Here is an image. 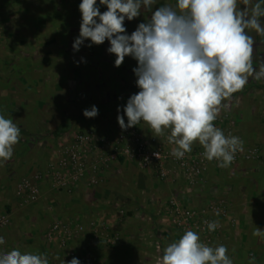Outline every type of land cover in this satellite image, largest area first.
<instances>
[{"label":"rangeland","instance_id":"374dc122","mask_svg":"<svg viewBox=\"0 0 264 264\" xmlns=\"http://www.w3.org/2000/svg\"><path fill=\"white\" fill-rule=\"evenodd\" d=\"M81 2L0 0V115L20 129L11 159L0 162V215L8 219L0 254L14 249L46 254L49 264H67L73 258L80 264H158L164 249L192 230L208 246H226L233 264H250L252 257L253 264H264V239L252 235L256 227L264 230V78L249 77L220 106L215 127L243 141L242 157L227 168L208 161L196 141L185 154L200 169L198 176L189 177L166 159L167 175L161 179L156 170L121 159L77 178L70 169L63 170L68 179L64 188L57 178H44L35 203L24 206L15 198L17 183L49 172L80 134L91 133L85 157L121 151L119 137L125 129L117 116L123 115L127 124L123 108L140 91L133 71L138 62L125 56L115 66L117 57L108 52L107 39L100 45L85 40L74 50ZM165 4L175 7L177 0H156L151 11L142 6L138 17L125 18L124 34L131 35ZM96 6L107 11L100 0ZM260 19L264 26V17ZM245 31L254 39L258 70L264 62V35ZM92 106L97 116L85 117L84 110ZM132 128L144 138L155 137L164 154L172 155L170 129L157 137L146 122ZM172 203L193 218L176 216ZM119 210L125 214L117 215ZM104 221L110 224L108 231L100 225L92 231ZM206 221L219 225L210 231V241L200 229ZM80 225L83 232L77 231Z\"/></svg>","mask_w":264,"mask_h":264},{"label":"clouds","instance_id":"9594fccd","mask_svg":"<svg viewBox=\"0 0 264 264\" xmlns=\"http://www.w3.org/2000/svg\"><path fill=\"white\" fill-rule=\"evenodd\" d=\"M155 3L100 0L107 6L101 13L96 0H82L80 34L73 48L78 51L85 40L100 45L107 39L108 52L117 57L115 66L119 67L125 56L137 60L133 71L140 91L123 108L127 124L123 115L117 116L121 129L141 121L157 137L170 129L167 140L175 145L171 151L174 157L183 158L198 141L208 161L215 159L219 167L227 168L235 154L243 151V141L226 136L214 121L222 102L241 91L249 77L264 78V62H259L258 70L254 68V39L245 31L264 35L260 19L264 17V0H177L175 7H159L147 23H140L131 35L124 34L125 18L131 21L140 15L142 6L151 11ZM240 4L245 7L241 9ZM97 114L95 106L83 112L87 118ZM19 138V127L0 115V162L11 159ZM154 155L159 158L160 154ZM205 223L209 231L219 226L217 221ZM252 235L264 239V230L256 227ZM4 243L0 237V244ZM227 252L226 246H208L196 232L187 230L164 249L158 264H233ZM254 261L252 257L250 264ZM0 264H49V260L46 254H22L14 249L0 254ZM67 264L80 261L73 258Z\"/></svg>","mask_w":264,"mask_h":264},{"label":"built area","instance_id":"2783aa9c","mask_svg":"<svg viewBox=\"0 0 264 264\" xmlns=\"http://www.w3.org/2000/svg\"><path fill=\"white\" fill-rule=\"evenodd\" d=\"M91 133H83L76 137L75 142L71 145V148L67 150L66 156H61L59 162L50 165V171L37 173L31 179H23L17 183L14 187V196L18 199L21 205H29L37 202L42 195V180L53 176L57 178V183L60 188H64L67 185L68 179L63 176V170L70 169L74 174V178L82 176L85 172H92L97 170L101 165L119 162L121 159L133 160L140 166L146 168H152L156 170L158 177L164 179L167 175L166 159H169L171 163L181 168L189 177L198 176L200 169L197 166L191 165L189 161V155L185 154L183 158L177 159L173 155L166 156L161 149L158 140L155 137L144 138L132 127L124 130V133L119 137L120 143H122L121 151L109 152L108 154H94V156L88 158L83 154V148L89 145L91 142ZM159 152V158L154 153ZM242 152L238 151L235 154L234 161L242 157ZM247 158H251V155H247ZM233 161V162H234ZM92 182H95L92 180ZM174 207V214L176 216H183L186 220L192 219L193 214L190 211H182L176 203H172ZM214 210H219V207L214 206ZM125 212L119 210L117 215L123 216ZM100 223V222H99ZM98 223L96 228H92V231H96L100 225L105 230L110 229L109 222ZM8 219L5 215H0V237H3V231L7 227ZM58 226H55L57 228ZM84 226L77 227L78 232L84 231ZM201 232L204 234V238L207 241L212 239L211 232L208 230L207 224H203L200 227ZM4 239V237H3ZM113 245L116 243L114 239L110 240ZM1 245V244H0Z\"/></svg>","mask_w":264,"mask_h":264}]
</instances>
